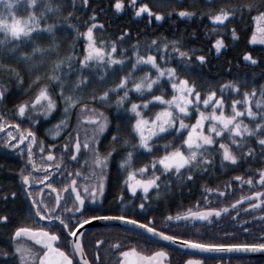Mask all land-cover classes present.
I'll use <instances>...</instances> for the list:
<instances>
[{"label":"snow or ice","instance_id":"snow-or-ice-1","mask_svg":"<svg viewBox=\"0 0 264 264\" xmlns=\"http://www.w3.org/2000/svg\"><path fill=\"white\" fill-rule=\"evenodd\" d=\"M88 3L89 0H80V5H77L76 0H0V55L12 61L10 64L0 65L6 73H10L6 79L15 80L17 85H22L27 75L26 92L42 79L49 81L48 84H41L30 99L16 104V114L25 115L30 106L31 112L48 117L50 113H53V109L59 107L57 103L59 100V104L63 105L60 109L62 118L52 125L51 131V135L56 136L60 127H65L68 113L73 106L79 105L82 111L89 112L90 115L82 116V119L90 121L94 128L92 135L88 138L91 143L86 141L83 148L91 152L90 163L93 167L90 172L96 177V181L80 186H77L75 179H72L71 196L74 199L64 208L59 207L61 194L70 185L66 183L57 188L51 182L46 183L44 187L50 189L56 196L51 203L45 202L40 198L39 193H34L30 189L29 185L49 181L51 172L45 174L40 180L32 175L31 169L43 168L55 171L60 168V162L57 161L55 167L48 162L42 165L36 163L31 151L35 134L30 128H24L21 131L20 125L11 121L12 126L20 132L19 138L14 143H9L8 141L12 139V134L9 133L3 143L6 147L15 149L21 141L26 140L27 142L29 151L26 165H30V168L22 164L18 178L21 191L29 207L27 222L11 226L7 236L10 250H0V258L5 261V264L8 261L12 264H99L98 254H95L94 261L87 254L83 243V235L86 234L83 226L97 220H114L121 224L134 226L126 231L139 237V243L127 237L129 243L127 247H123L119 241L110 244V250L115 253L112 257L115 264H170L169 251L160 242L202 252L264 253V231L260 232L259 239L256 241L211 242L170 233L165 230L167 225L165 229L157 228L152 216H147L142 220L138 216L126 213L86 216L83 214L89 189L90 199L93 202L97 201L105 191L104 173L108 168L107 161L116 151L115 148L110 147L107 152L101 154L98 148L94 147L95 141L102 138L101 133L107 135L106 129L112 132L110 139L113 144L118 141L120 148L131 149L119 161L120 168L127 169V175L120 180V184L121 186L126 185L128 193L139 196L141 202L135 204V207L139 209H145L144 201L153 198V193L149 189H153L155 197H159L161 189L170 190L175 181L178 185L176 190L179 191L184 182H191L194 179L197 170L206 171L207 166L214 162L217 155L222 168L225 162L238 165L241 162L247 163L250 157L257 156L259 162L264 164V82H261L259 89L255 86L247 89L249 81H245L242 85L239 81L226 80L218 86L220 95H217L215 88L201 92L195 81L189 82L186 76L181 74L191 72L193 69L190 64L193 62L187 59L191 52L176 47L178 42L175 40L159 45L161 51L159 60L164 61L167 66H161L157 57L152 54V49L157 45L156 39L150 41L147 55L139 54L136 50L139 45L133 41L131 66L127 67V72H124L128 58L123 55L125 49L118 48L117 40L126 37L129 29L123 28L117 40H97L94 36V29L103 28V22L97 19V9L94 6L89 21L86 22L87 26L83 31H79V25L71 23L72 17L79 6L86 8ZM136 3L137 0H128V4L133 6L134 16L148 13L157 21L161 20L160 11L153 12L147 3H139L138 6ZM111 6L116 12H120L123 0H114ZM21 10L26 15L16 14ZM237 12L240 16H237ZM194 14V10L188 9H180L177 12L180 17H191ZM248 15H251L252 21L264 25V0H248L247 3L239 5L221 6L214 12L209 10L208 19L217 24L222 33H230L232 39L235 40L238 38L236 28L225 26L231 20H238ZM65 25L71 30L73 37L66 44ZM76 37H83L86 40L82 55L74 54ZM256 41L264 44V26L253 27L248 43ZM62 46L65 47L63 53H61ZM170 46L179 60L184 61L183 63L177 61L175 67L165 61L163 55V50ZM225 46L221 36L217 35L213 41L216 52H220ZM25 48L28 50H24ZM117 52L120 53L119 56L116 55ZM195 59L200 62L197 67L206 63L204 55H197ZM243 59L249 61L251 65L258 63L257 58L247 51L243 53ZM117 65H120L119 69L116 68ZM142 65L150 66V69L142 71L137 76L136 72L141 71ZM41 69L44 71L41 72ZM152 70L155 74H151ZM117 72L122 73L118 80L106 83L108 76ZM259 75L264 76V72ZM164 77L166 80L162 79ZM165 84H170L173 92L167 98L164 95V87H161ZM89 85H92V88L86 93L85 89H88ZM242 87L246 89L243 92H241ZM51 88H55V96L51 94ZM157 88H159V94L153 95L152 92ZM229 89L238 97L242 95V99L233 98L229 104L227 97L224 96ZM9 91L10 88L0 82V101L7 99ZM133 93L137 94L136 99H132ZM113 96H115L114 100L111 99ZM145 96L148 98L145 99ZM82 99L101 105L108 104L110 107L114 105L117 110L115 127L110 126L109 118L102 108L88 107L80 102ZM125 105H127L126 115L121 116L118 110L124 108ZM201 105L207 107L202 110ZM151 107H157L155 113L144 116L142 109L147 110ZM208 108L211 110H207ZM192 115L195 116V120L189 125L186 121L190 120ZM129 120L131 121L130 126L125 125L127 135L122 138L119 134L120 121ZM31 123L35 124L36 120H32ZM4 127L7 125L4 117L0 116V128ZM179 136H183L179 144L172 148L171 144L174 140H169L163 145V153L152 158L151 174L148 173L147 165L132 168L134 153L141 154L137 152L138 149L151 151L153 141ZM61 147L68 148V145L64 144ZM80 147L78 139L71 143L70 159L77 158V151ZM48 148L46 161H53L56 158L53 146L48 145ZM80 163L84 164L85 161L81 160ZM157 164L159 168L156 167ZM255 172V177H247L246 183L260 187L257 191H251L248 196L241 195L231 203L219 207L205 206L198 207V210L188 209L176 215H169L165 219L177 222L184 220L188 224L199 220L211 224L212 217H221L222 213L229 214V210L232 209L231 219L237 221V225L242 227L244 233H247L249 228L243 227L245 221L239 219L235 209L240 201H246L245 212L248 209L264 208V167L257 168ZM68 175L72 174L68 173ZM164 178L167 180L162 185L161 181ZM235 179L240 181L241 176L237 175ZM206 191L213 193L217 189L207 188ZM0 192H3V195H0V201H3L5 205L9 198L15 200L17 197L16 191L0 189ZM220 195L223 196L224 192L220 191ZM123 196L124 193L121 191L115 199L121 200ZM250 200L254 202H248ZM205 204H207V197H205ZM257 216L264 220V211H258ZM36 218L48 223L39 224ZM10 219L11 217L6 212L0 210V228L9 226ZM248 219L254 218L249 215ZM136 229L142 232H136ZM94 243L99 246L102 240L97 239ZM153 245L155 247H152L151 251L145 250ZM184 264H202V259L189 257ZM216 264H222V262L217 260Z\"/></svg>","mask_w":264,"mask_h":264},{"label":"trees","instance_id":"trees-1","mask_svg":"<svg viewBox=\"0 0 264 264\" xmlns=\"http://www.w3.org/2000/svg\"><path fill=\"white\" fill-rule=\"evenodd\" d=\"M77 5H80V0H76ZM114 0H89V3L86 8L82 5L77 8V11L74 12L71 23L79 25V31H83L87 26L86 22L89 21L91 12L93 11L94 6L97 9V19L103 22V28L97 27L94 29V36L97 40L106 39V40H117L119 37L120 31L123 28L127 27L129 29L126 37L120 38L117 40L118 48L125 49L123 55L128 58L127 66L124 68V72H127V67L131 66V52L133 51L132 44L133 41H136L139 45V48L136 49L141 55H147L150 48V41L153 39L157 40V45L152 49V54L157 57L158 62L161 66L165 65L164 61L159 60L161 54L159 45L161 43H167L169 41H177L176 47H180L182 50L187 49L191 52V55L187 58L189 61L193 62L190 64V67L193 69L189 73H181L185 75L189 82L195 81L199 90L201 92L215 88L217 95H220L219 84L224 83L226 80H231L233 82L239 81L242 85L245 81H249L247 89L255 86L259 89L261 82H264V76L259 75L264 72V44L253 45L248 43V37L250 36L253 27H256L257 22L252 21L251 15L242 17L238 20H231L229 24L226 25V28L235 27L238 33V38L233 40L230 33H222L219 26L214 24L208 19V12L216 11L221 6H229L232 4L239 5L241 3H247L248 0H137L136 6L139 3H147L149 8L153 12L160 11L162 13L161 20L157 21L154 16H149L148 13H141L140 16L133 15V6L128 4V0H123V7L120 12H116L112 8V3ZM180 9H188L190 11L194 10L195 14L191 17H180L177 15V12ZM203 13V15H201ZM18 16L26 15V13L21 10L16 13ZM237 16H240V13L237 12ZM51 22V21H49ZM256 24V25H255ZM67 29V25H65ZM215 29V30H214ZM220 35L221 39L225 43V47H222L220 52H216L213 47V41L216 39V36ZM72 32L70 29H67V37L65 39V44L68 40H72ZM86 40L83 37H76L75 40V55H82L83 45ZM24 50H28L25 48ZM65 51V47H61V53ZM247 51L253 57H256L258 63L256 65H251L249 61L243 59V53ZM117 56L120 55L119 52L116 53ZM163 55L165 61L175 67L177 61L183 63V60L175 55L173 48L163 50ZM197 55H204L206 57V63L202 66L197 67L200 62L196 61ZM169 57L171 59L169 60ZM12 61L2 55H0V65L10 64ZM117 69L120 68V65L116 66ZM150 69V66H141V71L136 72V75L139 76L142 71ZM44 70L41 69V72ZM256 75H253V74ZM122 73H113L108 76L106 83H112L118 80L119 75ZM151 74H155L152 70ZM10 73H6L3 67H0V82L5 83L6 86L10 88L8 97L6 100L0 102V116L4 112L5 116L8 114L14 113V119H17L22 128L26 127V119L23 116L20 118L15 112V106L22 100L30 99L35 93L36 89L41 84H48L47 79H42L38 84H34L30 91L26 92L28 88V77L25 75L22 85H17L15 80L8 81L6 79ZM166 80V77L162 78ZM178 82V81H177ZM164 87L165 98L173 94L170 84L161 85ZM92 88V85H89L88 89H85V92H89ZM246 90L244 87L241 88V92ZM55 88H51V94L55 96ZM153 95L159 94V88L156 91L152 92ZM259 95V92H257ZM224 96L227 97V102L230 104V101L233 98L238 100L242 99L241 96H236L235 93H231V90H227L224 93ZM137 94H132V99H136ZM145 99L148 97L145 96ZM115 99V96L111 98ZM81 103H85L88 107L102 108L105 114L108 116L110 121V126L115 127L117 124V110L115 106H109L108 104L101 105L99 103H93L90 100L82 99ZM131 100L129 101V103ZM58 108L53 109V113L48 119L44 121L38 119V124L34 125V129L30 130L37 134L39 137L40 145H48L49 140L48 136H51L52 125L57 123V120L62 118L60 109L63 108L62 104H59ZM124 108L119 109V115H126ZM202 107V105H201ZM253 107L255 105L253 103ZM30 110V106H29ZM151 110H155V107H152ZM209 110V109H207ZM27 112V110H26ZM25 112V113H26ZM194 112V109H193ZM90 115L87 111H82L79 108V105L72 107L68 113L67 120L65 122V127H60L58 131V139L55 144H58V149L61 150L60 145H64L63 141L71 140L73 141L74 136L76 135L79 139L83 138L81 134V129L79 126H83L80 121L82 116ZM21 120L22 122H18ZM195 120V116L192 115L190 120L186 122L190 125ZM245 122H247L245 118ZM7 125V121L5 122ZM130 126L131 121H120L121 131L120 136L123 138L127 135V130L125 125ZM9 126V125H8ZM7 126V127H8ZM112 132L107 129V135L103 141V146L106 148H115L117 154V166H119L120 159L123 158L125 153L130 151V148H120L119 142L115 144L111 142ZM183 139V136L176 137H165L160 141H153V150L145 152L141 149H138L137 152L141 153L139 155H133L132 168H138L141 165H147L148 168L152 165V158L158 157L163 153V145L169 140H174L171 144V147L174 148L179 144ZM219 143V141H217ZM40 151L47 153L49 149L47 148H38ZM55 151V150H54ZM259 152V149H257ZM20 162V161H19ZM264 167V164L259 162V157L248 158L247 163L241 162L238 165H231L228 162H225V166L222 168L220 165V159L217 155L214 162L207 166L206 171L201 172L197 170L194 179L191 182H184L183 187L177 191V183L173 181L172 188L170 190H165L163 200L156 202L153 209L149 212H144L139 214L138 212L130 215L138 216L140 219H145L147 216L154 217V225L157 228L165 229L170 233H176L183 235L188 238L201 239L211 242H233L231 238H225L222 235L224 231H221V228L211 230L210 227L195 225L193 223L188 224L184 223L182 225L171 226L169 225V220L165 218L169 215H176L185 210L192 209L198 210V207L211 206L212 198L207 196V188L219 189L226 184V182L232 180L237 175L244 177H250L251 174H248V171H255L257 168ZM21 165L18 162H15L8 155L0 153V189L5 191H16L17 197L15 200L9 198L7 205L3 201H0V210L6 212L10 217V225L0 228V250H10V245L7 241V236L11 230V226L18 223H25L28 216V207L29 204L26 201L21 187L18 183V172ZM157 168L158 165H157ZM151 170L149 174H151ZM127 169H121L120 172H117L118 180H111L109 184L110 190L112 193L120 194L121 191L124 192L123 186L120 184V180L126 175ZM167 178H164L163 181L166 182ZM231 182V181H230ZM0 195H3V192H0ZM126 198V194L124 193ZM205 197H207V204H205ZM127 208L119 205L116 209L118 213L124 212L127 214ZM192 226H195L196 229L193 230ZM234 242H245V241H256L249 234L242 237L239 241ZM258 240V239H257ZM87 254L93 258L92 253ZM172 259V256L169 255ZM220 260L222 264H264V259H247V258H221L208 260L205 264H216V261ZM106 261V264H109ZM0 264H5V261L0 258ZM7 264H12L11 261H8ZM172 264L173 261H172Z\"/></svg>","mask_w":264,"mask_h":264},{"label":"flooded vegetation","instance_id":"flooded-vegetation-1","mask_svg":"<svg viewBox=\"0 0 264 264\" xmlns=\"http://www.w3.org/2000/svg\"><path fill=\"white\" fill-rule=\"evenodd\" d=\"M1 102V101H0ZM1 116L4 117V122L7 121V126L4 128H0V153H4L8 155L11 159H13L15 162H18L20 165L24 164L26 165L27 161V154L29 151L28 145L26 140L21 141L19 145L16 146L15 149L8 148L4 145V140L8 138L9 133L12 134V139L9 140V143H14L16 139L19 138L20 132L12 126L11 121H14L17 123V119H14V113L8 114L5 116V113L2 112ZM19 116V115H18ZM21 118V117H20ZM18 122H22L19 120ZM26 127L33 128L34 125L29 123L27 120L25 122ZM19 124V123H17ZM20 125V124H19ZM22 125V124H21ZM20 125V130L22 131L24 128ZM85 126V125H83ZM85 128H93L85 126ZM34 129V128H33ZM85 132V131H83ZM107 132V131H106ZM86 136V133H84L83 138L79 139L76 135L74 136L73 141L71 140H65L63 141L65 144L68 145V148H62L61 150L58 149L59 145L55 144L58 137L52 138V136H48L49 144L53 146L54 156L56 157L53 161H46V153L40 151L38 148H48V145H40L39 143V137L37 134H35L32 144V154L33 158L38 164H43L44 162L51 163L53 167H55L57 161L60 162V168L58 170L53 169H31L32 175L35 176L37 179L42 180L43 176L49 172H51V176L49 177V181H43L40 184L33 183L29 185L30 189L34 193H39L40 198H42L45 202L51 203L55 200V193H52L50 189L44 187L46 183H53V185L57 188L62 187L64 184H69V188L65 189L64 193L61 194V201L59 204L60 208L67 207L72 203L73 197L71 196V181L72 179H75L77 186L84 185V184H90L91 182L96 181V177L92 175L90 172V169L93 167L90 163V157L91 152L85 151L83 148V144L88 141L91 143V141L88 140L90 137ZM102 138L95 141L94 147H97L101 154H104L107 152L109 148H106V146H103V141L105 140L104 134L100 135ZM79 140V143L81 147L77 151V158L70 159L71 156V143L75 141V139ZM62 146V145H60ZM85 161L84 164H81L80 161ZM117 160V154L114 152L113 155H111L107 161L108 168L105 171V191L100 195V198L93 202L90 199V189H89V196L86 198V206L84 210V215H119L124 214V212L118 213L116 209L119 207V205H122L126 207L127 214L130 215V212L132 214L138 212L139 214L144 212H149L153 207L155 206L156 202H159L163 200V196L165 194V189H161V195L159 197H155L153 189H149L150 192L153 193V198H150L148 201H144L146 208L145 209H139L135 207V204H139L141 202L139 196L134 195L132 193L127 192L126 185L123 186V190L126 194V198L123 196L121 200H116L115 197L118 195L117 193H112L110 190L111 180H118L117 172H120L121 168L117 166V163H115ZM20 161V162H19ZM26 167L30 168V165H26ZM20 169V168H19ZM77 171H79V175H77ZM68 173H71L72 175L69 176ZM149 173V169H148ZM248 174H251V177H255L256 172L251 171L247 172ZM55 177V179H53ZM91 177V179H89ZM125 177V176H124ZM124 177L122 179H124ZM147 178V177H144ZM244 177H241L240 181H237L235 178L232 180L226 182V184L222 187H219L216 192L208 193V198H212V203L210 207H219L222 205H227L231 203V201L238 199L241 195L248 196L251 191H257L259 190V185L253 184L249 185L246 183V179H243ZM19 183V179H18ZM162 185L165 183L163 180L161 181ZM20 186V183H19ZM21 187V186H20ZM139 192V190H137ZM220 191L224 192V195H220ZM134 202V203H133ZM248 202H254V200H250ZM246 207V201H240V204L236 207L235 211L237 213V216L240 220L245 221L243 227L249 228V231L247 233H244L242 231V227L237 225V221L231 219L230 213L232 209L229 210V214H221V217H212V223L209 224L206 221H203L201 223H193L195 225L205 226L207 224V227H210L211 230L213 229H219L221 228V231H224V234L222 235L225 238H231L234 242V237H236L235 241H239L240 238L247 236L249 234L251 237L254 238V240L259 239L260 232L264 231V220L260 219L257 216L258 211H264V208L261 209H248L247 212L244 211ZM91 210V211H90ZM70 215V214H69ZM252 216L254 219L249 220L248 217ZM133 216V215H132ZM37 222L39 224H47V221H39V218H36ZM143 220V219H142ZM170 221V220H169ZM27 222V221H26ZM92 222V221H91ZM169 223V222H168ZM184 224V223H183ZM171 226H177L182 224H171ZM216 226V227H215ZM192 229L195 230L196 227L192 226ZM86 234L83 235V243L86 248V252L92 253L93 260L95 261V254H98L99 256V264H106V261L109 260V264H115L112 257L115 255L113 251L110 250V244L115 241H119L120 244L123 247L129 246L127 237H131L133 240L139 243V237L134 236L132 233L116 229V228H98L93 230H88L85 232ZM100 239L102 240L101 245L97 246L95 245V240ZM63 243V241H61ZM152 247H155V245L145 248L146 251H151ZM169 255L172 256V259L169 257V262L172 264V261L174 264H184V261L188 259L189 257L192 258H200L196 256L186 255L182 254L180 252H177L171 248H168ZM202 259V263L205 264L208 260H213L212 258H200ZM221 259V258H218Z\"/></svg>","mask_w":264,"mask_h":264},{"label":"water","instance_id":"water-1","mask_svg":"<svg viewBox=\"0 0 264 264\" xmlns=\"http://www.w3.org/2000/svg\"><path fill=\"white\" fill-rule=\"evenodd\" d=\"M22 117V116H19ZM80 123L82 125L88 126V127H94V125L88 121V120H81ZM77 138L75 139V141ZM79 150V149H78ZM74 199V198H73ZM193 223H201L203 221L194 220ZM171 224H183L187 223L184 220H181L179 222L177 221H169ZM134 226L131 225H125L121 224L119 221L114 220H97L92 221L87 225L83 226L84 233L88 230L98 229V228H116L125 230L133 228ZM136 232H142L140 229H136ZM161 244L165 245L168 248H171L177 252H180L182 254L196 256L200 258H212V259H218V258H247V259H264V253L256 252V253H245V252H202L196 249H188V248H180L178 245H172L167 244L166 242H160ZM203 264V263H202Z\"/></svg>","mask_w":264,"mask_h":264},{"label":"rangeland","instance_id":"rangeland-1","mask_svg":"<svg viewBox=\"0 0 264 264\" xmlns=\"http://www.w3.org/2000/svg\"><path fill=\"white\" fill-rule=\"evenodd\" d=\"M255 25H256V24H255ZM262 26H264V25H261L259 22H257L256 28H260V27H262ZM251 44H253V45H261L258 41L253 42V43H251ZM157 106H158V102H157ZM206 107H207V106L202 105L201 109L204 110ZM151 109H152V107L149 108V109H147V110H143V109H142V114H143L144 116H149V115H151V114H154L155 111L157 110V107H155V110H151ZM208 109H209V111L211 110L210 108H208ZM51 115H52V113H50L48 117H50ZM48 117H45V116H43V115H41V114H39V113L31 112L30 110H27V112H26L25 115L23 116V118L26 119L29 123H31L32 120H36V123H35V124H38V119L41 118V120H39V121H44L45 119H48ZM132 118H133V119L135 118L134 115L132 116ZM82 120H83V119H82ZM177 123H178V122H177ZM31 124H32V123H31ZM35 124H33V125H35ZM93 128H94V127H93ZM93 128H84V127H82V126H79V129H81V134H83V131H85L84 133H86V136L92 135V130H93ZM106 131H107V129H106ZM101 134H103V133H101ZM101 134H100V135H101ZM51 136H52V135H51ZM56 137H58V134H57L56 136H52L53 139L56 138ZM141 150H142V149H141ZM142 151H145V150H142ZM145 152H148V151H145ZM132 161H133V159H132ZM157 165H158V164H157ZM157 165H156V167H157ZM158 167H159V165H158ZM148 169H149V172H150V169H152V165H151ZM126 175H127V173H126ZM126 175H125V176H126ZM137 175L139 176V174H137ZM142 178H144V177H142Z\"/></svg>","mask_w":264,"mask_h":264}]
</instances>
